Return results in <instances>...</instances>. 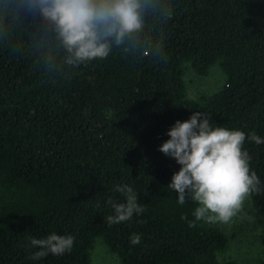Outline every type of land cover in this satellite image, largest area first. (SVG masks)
<instances>
[{
  "label": "trees",
  "instance_id": "1",
  "mask_svg": "<svg viewBox=\"0 0 264 264\" xmlns=\"http://www.w3.org/2000/svg\"><path fill=\"white\" fill-rule=\"evenodd\" d=\"M143 18L106 58L71 66L28 0H0V264H92L95 236L121 264H235L219 257L224 233L189 227L196 203L179 204L167 186L180 165L158 147L196 111L246 134L264 264V143L248 138L264 139V0H148ZM217 59L220 88L186 98L182 64L204 74ZM119 185L145 210L109 225L108 199L125 202ZM53 232L74 237L71 251L30 259L39 250L31 239Z\"/></svg>",
  "mask_w": 264,
  "mask_h": 264
},
{
  "label": "clouds",
  "instance_id": "2",
  "mask_svg": "<svg viewBox=\"0 0 264 264\" xmlns=\"http://www.w3.org/2000/svg\"><path fill=\"white\" fill-rule=\"evenodd\" d=\"M28 4L53 25L67 53L65 62L79 66L106 58L113 45L122 46L139 34L144 28L148 0H28ZM145 52L154 53L151 49ZM167 136L169 139L158 150L180 165L167 186L177 193L179 204L190 198L197 205L194 220L188 221L189 227H195L197 221L228 224L242 211L244 201L261 191L260 180L249 166L251 156L243 149L246 139L243 131L213 127L209 117L196 111L187 120H176ZM248 138L256 144L264 143L255 132L249 133ZM114 187L124 194L125 202L108 199L114 210V215L106 218L109 225L128 221L145 210L131 186ZM140 241L138 234L130 238L133 245ZM30 243L39 248L30 259L38 260L49 253L70 252L74 237L53 232L45 238H33Z\"/></svg>",
  "mask_w": 264,
  "mask_h": 264
},
{
  "label": "rangeland",
  "instance_id": "3",
  "mask_svg": "<svg viewBox=\"0 0 264 264\" xmlns=\"http://www.w3.org/2000/svg\"><path fill=\"white\" fill-rule=\"evenodd\" d=\"M224 73L217 59L211 63L204 74L195 73L187 62L182 64V81L184 96L200 100L220 88ZM226 236V244L219 257L231 259L235 264H259L262 259V247L259 234L262 228L248 197L242 211L228 224L214 223ZM92 264H121L117 255L108 249L101 237L95 236L88 249Z\"/></svg>",
  "mask_w": 264,
  "mask_h": 264
}]
</instances>
